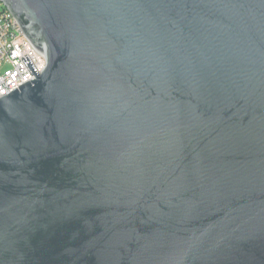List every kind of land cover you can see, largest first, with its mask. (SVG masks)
<instances>
[{"label": "water", "instance_id": "1", "mask_svg": "<svg viewBox=\"0 0 264 264\" xmlns=\"http://www.w3.org/2000/svg\"><path fill=\"white\" fill-rule=\"evenodd\" d=\"M1 2L0 264H264V0Z\"/></svg>", "mask_w": 264, "mask_h": 264}, {"label": "built area", "instance_id": "2", "mask_svg": "<svg viewBox=\"0 0 264 264\" xmlns=\"http://www.w3.org/2000/svg\"><path fill=\"white\" fill-rule=\"evenodd\" d=\"M25 55L38 72L47 66L46 56L35 49L14 15L0 0V97L35 78L22 60Z\"/></svg>", "mask_w": 264, "mask_h": 264}]
</instances>
